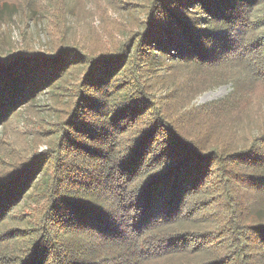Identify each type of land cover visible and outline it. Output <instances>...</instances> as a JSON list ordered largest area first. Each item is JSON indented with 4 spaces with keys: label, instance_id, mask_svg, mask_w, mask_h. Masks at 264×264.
<instances>
[{
    "label": "trees",
    "instance_id": "obj_1",
    "mask_svg": "<svg viewBox=\"0 0 264 264\" xmlns=\"http://www.w3.org/2000/svg\"><path fill=\"white\" fill-rule=\"evenodd\" d=\"M144 2L140 19L114 22L126 39L116 51L87 58L80 42L0 60V127L40 91H70L63 120L36 138L46 150L0 156V264H264V135L256 151L205 152L144 82L180 65L232 81L241 70L228 101L196 111L229 114L242 78L264 79V0ZM51 167L31 194L46 202L37 226L12 230V211ZM205 217L209 234L193 227Z\"/></svg>",
    "mask_w": 264,
    "mask_h": 264
},
{
    "label": "rangeland",
    "instance_id": "obj_2",
    "mask_svg": "<svg viewBox=\"0 0 264 264\" xmlns=\"http://www.w3.org/2000/svg\"><path fill=\"white\" fill-rule=\"evenodd\" d=\"M57 3L64 7L61 14L58 13L61 7L53 8ZM145 4L144 0H0V60L14 61L16 57L25 56V52H33L38 57L54 55L64 49L72 52L80 42L86 46L83 54L86 53L87 58L116 51L126 39L121 36L122 28L118 29L114 22L140 19ZM81 58L75 56L77 61ZM241 73L237 70L233 81L238 80ZM229 74L220 72L221 77ZM213 76L207 74L205 68L180 65L172 72L160 71L151 82H144H147L146 91L154 98V104L172 124L183 114L181 121L187 124L186 130L205 152L214 148L223 150L224 155L251 148L256 151L264 135V79L242 78L243 85L234 101L235 107L228 109L230 113L218 117L210 114L204 118L196 113L199 108L228 101L234 90L231 79ZM68 92L53 87L40 91L0 127V156L6 162L46 150V141L42 139V143L36 138L63 120L68 109ZM4 166V162H0V172ZM52 174V167L47 175L44 171L39 173L37 183L12 211L16 219L12 230L25 227L22 222L28 223V227L37 226L46 202H33L31 194L36 186L46 189L44 180L48 182ZM194 221L193 227L205 234L215 227L209 217ZM179 227L192 225L185 223ZM15 246L9 245L11 249ZM5 247L8 245L0 242V251Z\"/></svg>",
    "mask_w": 264,
    "mask_h": 264
}]
</instances>
